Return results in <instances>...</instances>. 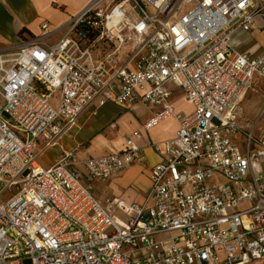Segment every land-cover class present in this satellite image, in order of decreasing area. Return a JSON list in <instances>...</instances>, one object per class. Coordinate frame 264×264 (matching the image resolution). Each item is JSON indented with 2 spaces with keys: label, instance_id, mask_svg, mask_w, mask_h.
Segmentation results:
<instances>
[{
  "label": "built area",
  "instance_id": "built-area-1",
  "mask_svg": "<svg viewBox=\"0 0 264 264\" xmlns=\"http://www.w3.org/2000/svg\"><path fill=\"white\" fill-rule=\"evenodd\" d=\"M258 15L264 0H90L54 43L42 39L61 27L43 22L1 53L0 264H264V130L242 131L234 114L264 78V52L231 43ZM172 86L190 112L174 109ZM138 101L160 106L146 130L177 122L152 144L160 160L143 202L104 204L91 184L145 160L139 132L118 151L39 163L86 109Z\"/></svg>",
  "mask_w": 264,
  "mask_h": 264
},
{
  "label": "crops",
  "instance_id": "crops-1",
  "mask_svg": "<svg viewBox=\"0 0 264 264\" xmlns=\"http://www.w3.org/2000/svg\"><path fill=\"white\" fill-rule=\"evenodd\" d=\"M89 1L0 0V54L12 52L22 40L42 35L45 32L40 27L43 22L49 23L47 31L57 26L61 27L42 39L49 44L54 43L65 32L68 21ZM231 43L237 51L249 57L263 53L264 15L255 17V26L250 30L235 29L231 34ZM118 56L121 60L124 57L121 54ZM173 92L171 103L174 109L182 113L190 112L192 109L184 111L178 107V100L188 102L180 91L174 88ZM159 108L160 106L154 107L138 101L127 107L107 102L99 107L95 114H92V108L86 109L79 115L76 126L69 133L61 135L56 145L40 155H45L48 162L39 163L42 166L51 165L62 150L73 151L78 159L118 151L124 148V140L127 137L139 132L140 137L136 142L141 147L145 160L134 162L124 171L108 178L109 181L103 189L111 191L114 194L112 197L104 196L103 191H94L93 183L92 190L104 204H108L107 201L112 198L120 199L125 203H141L151 188L150 168L160 160L152 144L174 138L177 129V122L172 116L165 117L148 130L143 127ZM234 110L235 122L242 131L259 134L264 130V78L256 76L252 80ZM165 122L172 125L163 127ZM83 143L86 145L80 148Z\"/></svg>",
  "mask_w": 264,
  "mask_h": 264
},
{
  "label": "rangeland",
  "instance_id": "rangeland-1",
  "mask_svg": "<svg viewBox=\"0 0 264 264\" xmlns=\"http://www.w3.org/2000/svg\"><path fill=\"white\" fill-rule=\"evenodd\" d=\"M182 7H183V9H185V10H183L182 12H184V11H186L187 9H190L191 7H192V4H183L182 5ZM133 44L134 43H132V41H126L124 44H122L121 45V47H120V50H119V53L121 54V55H123V56H125L127 53H130V51H131V48L133 47ZM1 55V54H0ZM57 96H58V94L57 93H55L54 94V96L50 99V103H51V105H52V107L53 108H56V105H58L57 104ZM178 107L179 108H181L182 110H184V111H190V109H192V107H191V105H190V103H188V102H184V101H182L181 99L180 100H178ZM90 122V121H89ZM162 123V122H161ZM160 123V124H161ZM169 125H172V124H170V123H168V122H165L164 123V125H163V127H165V126H169ZM162 127V126H161ZM83 145H86V143H83V144H81L80 145V148H82L81 146H83ZM38 161L42 164V163H47L48 161H47V159H46V156L45 155H42V156H39L38 157ZM109 180H107L106 182H101V181H98V180H94V181H91V184L93 183V186H95V189H94V191H99L100 190V192L101 191H103V194H104V196H108V197H112L114 194L111 192V191H109L108 189H103V187L106 185V183L108 182ZM113 218H115L114 220L119 224V225H121L122 226V224H123V218L116 212V211H114L113 212Z\"/></svg>",
  "mask_w": 264,
  "mask_h": 264
},
{
  "label": "bare ground",
  "instance_id": "bare-ground-1",
  "mask_svg": "<svg viewBox=\"0 0 264 264\" xmlns=\"http://www.w3.org/2000/svg\"><path fill=\"white\" fill-rule=\"evenodd\" d=\"M116 24H117V20L115 18L112 19V20H109L108 23H107V25L109 26V28L112 27V25L114 26Z\"/></svg>",
  "mask_w": 264,
  "mask_h": 264
}]
</instances>
